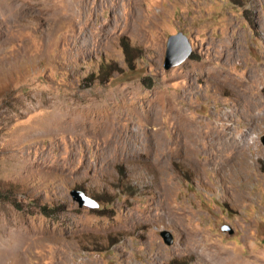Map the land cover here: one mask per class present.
<instances>
[{
  "label": "rangeland",
  "instance_id": "obj_1",
  "mask_svg": "<svg viewBox=\"0 0 264 264\" xmlns=\"http://www.w3.org/2000/svg\"><path fill=\"white\" fill-rule=\"evenodd\" d=\"M263 136L264 0H0V264H264Z\"/></svg>",
  "mask_w": 264,
  "mask_h": 264
},
{
  "label": "water",
  "instance_id": "obj_2",
  "mask_svg": "<svg viewBox=\"0 0 264 264\" xmlns=\"http://www.w3.org/2000/svg\"><path fill=\"white\" fill-rule=\"evenodd\" d=\"M181 39L184 41H182ZM190 52H192V47L189 44L185 36H182V34L171 35L168 40L166 67L168 68L171 65H176L178 63H181L183 60H185L189 56ZM262 140L264 142V136L262 137ZM78 200H79L80 206H84V205H87L90 207L99 206V202H97L92 197L87 196L85 194H82L78 198ZM224 229H229L232 232V229H230L229 226H224ZM162 235L168 244L173 243L174 237L170 231L164 230L162 231Z\"/></svg>",
  "mask_w": 264,
  "mask_h": 264
},
{
  "label": "trees",
  "instance_id": "obj_3",
  "mask_svg": "<svg viewBox=\"0 0 264 264\" xmlns=\"http://www.w3.org/2000/svg\"><path fill=\"white\" fill-rule=\"evenodd\" d=\"M134 50L137 52L136 48H135ZM134 50H133V52L136 53ZM10 191H11V188H10V189H1V190H0V192H1V193H4V194H9ZM0 195H1V194H0ZM16 205L20 206V204H18V203H16Z\"/></svg>",
  "mask_w": 264,
  "mask_h": 264
},
{
  "label": "bare ground",
  "instance_id": "obj_4",
  "mask_svg": "<svg viewBox=\"0 0 264 264\" xmlns=\"http://www.w3.org/2000/svg\"><path fill=\"white\" fill-rule=\"evenodd\" d=\"M186 130V129H185ZM214 132V131H213ZM224 135V134H223ZM219 136V135H218ZM229 136V135H228ZM188 138V137H187ZM191 138V137H190ZM195 138V137H194ZM219 138H221V137H219ZM229 139V138H228ZM232 139V138H231ZM224 141V140H223ZM227 143V142H226ZM244 144V143H243ZM236 146L238 147V149H240L241 147H242V145L241 144H239V143H236ZM237 152H238V150H237ZM239 155V154H238ZM237 155V156H238ZM239 158H241L240 156H238Z\"/></svg>",
  "mask_w": 264,
  "mask_h": 264
}]
</instances>
